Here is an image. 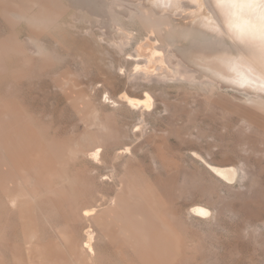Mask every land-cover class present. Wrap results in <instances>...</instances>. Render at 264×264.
I'll return each mask as SVG.
<instances>
[{"label": "rangeland", "instance_id": "1", "mask_svg": "<svg viewBox=\"0 0 264 264\" xmlns=\"http://www.w3.org/2000/svg\"><path fill=\"white\" fill-rule=\"evenodd\" d=\"M85 1L0 0V264H264V105L219 74L238 48L182 34L223 33L213 0H127L168 24L125 11L126 40ZM148 39L187 74L136 73ZM148 91L155 104L131 103Z\"/></svg>", "mask_w": 264, "mask_h": 264}, {"label": "bare ground", "instance_id": "2", "mask_svg": "<svg viewBox=\"0 0 264 264\" xmlns=\"http://www.w3.org/2000/svg\"><path fill=\"white\" fill-rule=\"evenodd\" d=\"M83 1V0H82ZM89 1V0H88ZM87 0L85 2H88ZM171 1L174 5V2L173 0H158L157 3H162V4H166V3H169L170 2V6H171ZM175 2H177L176 0H174ZM92 2V1H91ZM90 2V4H92ZM94 2H98L100 8H101V11L99 13H97V17L95 18V20L98 21V23H106V26H110L112 28V30L114 31L115 33V37H118V38H121L123 39L125 37V40L126 39H129V34L132 35L133 34V29L131 27L132 30H130V27L127 26L125 24V22L123 23V16L125 14V11L126 14L129 13L128 16H130L131 18H136L139 20V22L142 24V27L145 28V29H148V30H151L153 33L156 32V30L158 29V27H162L163 25L165 24H168L166 21L164 20H159V19H156L154 17V13L152 12H149L147 10H144L143 8L141 7H134V3L132 4V7H131V3L132 2H128L127 0H94ZM134 2V1H133ZM150 2V0H149ZM214 2V0H213ZM95 3V5H96ZM128 3V4H127ZM156 3V2H155ZM178 3V2H177ZM176 3V4H177ZM136 4V3H135ZM175 4V5H176ZM154 6V3L152 4ZM167 5V4H166ZM175 5L173 7H175ZM91 6V5H90ZM136 6V5H135ZM158 6V4H157ZM163 6V5H162ZM161 6V7H162ZM156 7V6H154ZM134 8L136 9V12H134ZM159 8V6H158ZM157 8V10H159ZM166 9V7H164ZM168 8V7H167ZM172 8V7H171ZM173 9V8H172ZM20 11V10H19ZM165 11V10H164ZM21 12H24V11H14L12 14L13 18H23V14ZM88 12V11H86ZM26 13V12H25ZM216 13L218 14V19L220 21V24H221V27L223 28V33H225L224 35H226L224 37V35H220L219 36V33H218V36L217 35H210L208 34L206 31H204L203 29H198L195 28V27H190L188 29H185L182 31V34L185 36V38H188L190 35H192L194 33V37H195V33L198 31L199 32V35L197 33V36H199V40L198 42H200L201 44H205L207 46H222L224 48L226 47H236L238 48L237 50L242 52V49L241 47L234 43L230 38H229V35L227 34V30L226 28L223 26L224 25V17L221 16L219 13H218V10H216ZM29 14V13H27ZM35 15V14H34ZM59 15V13H58ZM57 15V16H58ZM27 16V15H26ZM30 16V14H29ZM75 17V16H74ZM129 17V18H130ZM24 18H25V15H24ZM92 18V17H90ZM127 18V15L126 17ZM93 19V18H92ZM246 17L243 16V14H241V16L239 18H234V22L235 23H238V24H243L244 21H245ZM19 20V19H18ZM24 20V19H23ZM34 21V19H33ZM90 21V20H89ZM125 21V20H124ZM132 21V20H131ZM74 22V21H73ZM80 22V21H79ZM137 22V21H136ZM77 23V22H76ZM206 24V23H205ZM100 25V24H99ZM130 25V23H129ZM133 25V23H132ZM88 26V25H86ZM101 26V25H100ZM99 26V27H100ZM106 26L103 25V27L106 28ZM135 26V25H134ZM203 26V25H202ZM215 27V26H214ZM81 28V27H80ZM89 29V27H88ZM100 29V28H99ZM104 31V30H103ZM132 31V32H131ZM98 32V31H97ZM105 32V31H104ZM137 32V31H136ZM76 33V32H75ZM113 33V34H114ZM222 33V32H221ZM106 34V33H105ZM108 34V32H107ZM112 34V32H111ZM110 34V36H111ZM112 34V36H113ZM170 34V33H169ZM134 35H136L134 33ZM155 35V34H154ZM33 36V35H32ZM147 36V35H146ZM149 36V35H148ZM29 37V36H28ZM31 37V36H30ZM29 37V38H30ZM80 37V36H79ZM108 37V36H107ZM133 37V36H132ZM131 37V38H132ZM35 39V37H32ZM30 38V39H32ZM130 38V39H131ZM135 38H137V36H135ZM197 38V40H198ZM33 39V40H34ZM113 39H114V36H113ZM144 39V38H143ZM156 39V38H155ZM104 40V39H103ZM116 40V39H115ZM123 40V41H125ZM140 40V39H139ZM149 40V39H148ZM154 39H150L149 41L146 42L142 40V44H140L141 42L139 41V44L142 45L140 46L139 45V58L138 56H136L137 58L134 59L135 60V63H134V70L136 71V73H143L144 74H147V75H152V74H166L164 75L165 77H167V75H177V76H182L185 74H187V71L186 69H181L182 68V65L184 64V62L182 63L181 62V59L178 58L177 56V53L174 51V44L173 42H168L166 45H159L157 44L156 42L153 41ZM118 43L119 41H122V40H118ZM129 41V40H128ZM32 42V40H31ZM166 42V41H165ZM33 43V42H32ZM145 43V44H144ZM177 43V41L175 42ZM37 44V43H36ZM122 44V42H121ZM35 45V44H34ZM126 45V44H124ZM123 46V44H122ZM122 46L120 47L121 50L125 49L123 47L122 49ZM206 46V47H207ZM119 48V49H120ZM180 49V47L178 48ZM187 49V48H186ZM193 49V48H191ZM198 49V48H197ZM218 49V48H217ZM220 49V48H219ZM216 50V49H214ZM221 50V49H220ZM179 51V50H178ZM197 51V50H196ZM219 51V50H218ZM195 52V51H194ZM201 52V51H199ZM220 52V51H219ZM222 52V51H221ZM220 52V53H221ZM238 52V53H240ZM137 53H138V49H137ZM190 53V51H189ZM206 53V52H205ZM227 53V52H226ZM191 54V53H190ZM193 54V53H192ZM215 54V53H214ZM223 57V54L224 53H221ZM229 54H232L231 52ZM137 55V54H136ZM175 55L177 57H175ZM188 56H190L188 53H187ZM194 55V54H193ZM218 55V53H217ZM233 55V54H232ZM232 55H228L230 56L229 58H225L223 59L222 61L225 62V67L223 69H218L217 72H219V74H223L222 72H224V74L226 73V76H222L223 78L225 77V79H228L229 80V84L233 87H236L238 89H243L245 91H248V93L246 94H252L250 97L251 98H248L250 100V102L252 101L253 103H259L260 105L262 104V106L264 105V80H261L260 79V76H259V73L261 71H264L260 68V66L253 60L251 59H248V60H244V61H240L242 62V64L246 66V69H242V72L240 73V69H238L239 65L236 64V62L234 61L235 58H232ZM218 56V57H220ZM198 58V57H196ZM201 58V57H200ZM199 58V59H200ZM142 59V60H141ZM174 59H179L180 61L178 62H175L176 60ZM202 59V58H201ZM215 59V58H213ZM128 60V59H127ZM197 60V59H196ZM203 60H205L203 58ZM200 61V60H199ZM214 61V60H213ZM216 61V59H215ZM221 61V62H222ZM237 61V60H236ZM130 62V61H129ZM203 62V61H202ZM217 62V61H216ZM215 62V63H216ZM239 62V60H238ZM194 63H196V61H194ZM201 63V61L199 62ZM205 65H207L205 62H203ZM214 63V64H215ZM218 63V62H217ZM203 64V65H204ZM193 65V64H192ZM195 65V64H194ZM197 65L198 62H197ZM203 65H199L198 67L202 68L203 69ZM221 65V64H220ZM219 65V66H220ZM184 68H185V65H183ZM188 66V65H187ZM222 66V65H221ZM238 66V67H237ZM124 67V66H122ZM121 67V69H122ZM205 68L208 67V69H213L212 67H209V66H204ZM218 67V66H217ZM189 68V66L187 67V69ZM200 68V70H201ZM128 69V68H127ZM191 69V68H190ZM132 70V69H131ZM189 70V69H188ZM217 69L214 70V72H216ZM226 70L228 72H226ZM251 71V73L249 71ZM201 71H204L201 70ZM205 71H208L207 69ZM204 71V72H205ZM222 71V72H221ZM228 73V74H227ZM213 74V73H212ZM256 75L257 77H254ZM188 76V75H187ZM191 76V74L189 75ZM213 76V75H212ZM220 76V75H219ZM216 77V76H215ZM214 76L212 78H215ZM210 82V80H208ZM215 82V81H214ZM212 83V82H211ZM214 84V83H212ZM244 91V92H245ZM130 96V95H129ZM132 97V96H131ZM248 97V96H247ZM248 100V101H249ZM130 101L131 103L133 104H140L142 103L143 101L148 103L149 105H152V104H155V101L153 99V96L151 95V93L146 92L145 95H144V99H134V98H130ZM143 106V105H142ZM141 106V108H142ZM96 150V149H95ZM94 153V156H98L99 155V151H95L93 152ZM210 169L217 175L219 176L221 179L223 180H233L237 174V169L232 166V165H228V164H210L209 165ZM15 201V200H14ZM15 203V202H14ZM84 215L86 217H92L94 216L93 214L95 213L94 212V209H86L84 211ZM193 212L194 214L198 215V216H208L212 213V209L209 208L207 205L205 204H201V203H198V204H195L193 206ZM87 231H86V237H85V240H84V247L89 249L90 251L94 252L95 250V245L94 243L96 242V238H95V233H94V229L92 228V225H89V227H87ZM96 232V231H95ZM98 235V233H97ZM95 240V242H94ZM88 250V251H89ZM92 254V253H91ZM94 254V253H93ZM92 254V255H93ZM97 254V253H96Z\"/></svg>", "mask_w": 264, "mask_h": 264}, {"label": "snow or ice", "instance_id": "3", "mask_svg": "<svg viewBox=\"0 0 264 264\" xmlns=\"http://www.w3.org/2000/svg\"><path fill=\"white\" fill-rule=\"evenodd\" d=\"M214 7L224 17L229 38L242 49L236 59H251L264 70V0H214ZM241 14L246 17L244 23H235ZM259 76L264 80V71Z\"/></svg>", "mask_w": 264, "mask_h": 264}]
</instances>
